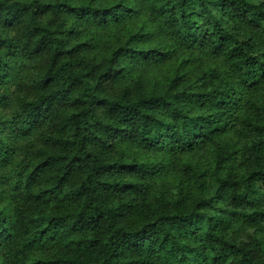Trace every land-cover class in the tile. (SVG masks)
I'll return each instance as SVG.
<instances>
[{
    "label": "trees",
    "instance_id": "obj_1",
    "mask_svg": "<svg viewBox=\"0 0 264 264\" xmlns=\"http://www.w3.org/2000/svg\"><path fill=\"white\" fill-rule=\"evenodd\" d=\"M140 17L106 56L72 42ZM178 52L163 90L117 87ZM0 108V264H264V0H0ZM203 151L197 190L144 196Z\"/></svg>",
    "mask_w": 264,
    "mask_h": 264
},
{
    "label": "rangeland",
    "instance_id": "obj_2",
    "mask_svg": "<svg viewBox=\"0 0 264 264\" xmlns=\"http://www.w3.org/2000/svg\"><path fill=\"white\" fill-rule=\"evenodd\" d=\"M73 2H84L87 0H72ZM107 1V0H103ZM142 18H135L129 21L128 25L123 23L121 26H114L110 25L105 28H97L95 24H92L91 22H82L78 25V30L81 29V32L78 34V36L73 39L72 42L78 40H87L93 45L91 49V53H95L100 57L106 56L109 53V43L110 46H113L117 44L118 42V36L124 35L127 36L129 32V25L132 27L133 31H136L140 27ZM160 40L157 38L149 39L144 42L145 48H151L154 45H156ZM90 53V55H92ZM180 52H178L176 55L174 54L172 57L166 59V60H159L155 62H141L136 64L129 72H126V75L124 76V80L121 79L117 82V87L120 88L124 84H130L132 86L138 85V83H141L145 85L146 88H159L163 90L168 86V81L172 77H174L175 72L177 71V66L180 63ZM24 63L25 67H27V61H21ZM195 68L194 66H192ZM26 69H23L22 72H26ZM21 73V72H20ZM122 78V77H121ZM17 94L16 91H13V95L15 96ZM12 109L11 108H0V115L6 116L10 113ZM1 137L5 138L7 142H9V131L6 129H3L0 131ZM208 150V149H207ZM137 150L131 149L129 151V154L136 153ZM138 158L139 159H145L146 156H149L144 151H137ZM164 157V156H163ZM150 159H160L162 158V155L156 153V154H150ZM180 160L176 162V167H172L169 171L166 170L163 173H160V175L154 177L149 182L150 185H153L150 189V192L145 194L144 196L149 199L155 196L159 192V189L161 187H166V189H171L179 180L180 177L184 179L183 186L185 187V190L192 189L191 192H194L196 189L195 184L190 181V179H187V175L184 173V163L185 161H192V162H200L204 166H209L211 164L210 162V153L209 151H203V152H189L181 155ZM12 169V163L5 162L2 163L0 161V173L2 174H8ZM192 183V184H191ZM213 188H209L207 190V193H209ZM12 207V201L9 194V187L7 183H4L3 178L0 174V212H8V210H11Z\"/></svg>",
    "mask_w": 264,
    "mask_h": 264
}]
</instances>
